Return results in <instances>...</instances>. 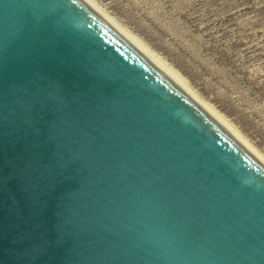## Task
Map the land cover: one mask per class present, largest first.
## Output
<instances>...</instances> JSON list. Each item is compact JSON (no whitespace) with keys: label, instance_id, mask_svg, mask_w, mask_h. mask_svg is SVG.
<instances>
[{"label":"water","instance_id":"water-1","mask_svg":"<svg viewBox=\"0 0 264 264\" xmlns=\"http://www.w3.org/2000/svg\"><path fill=\"white\" fill-rule=\"evenodd\" d=\"M0 264H264V164L84 0H0Z\"/></svg>","mask_w":264,"mask_h":264},{"label":"rangeland","instance_id":"rangeland-1","mask_svg":"<svg viewBox=\"0 0 264 264\" xmlns=\"http://www.w3.org/2000/svg\"><path fill=\"white\" fill-rule=\"evenodd\" d=\"M91 1L264 159V0Z\"/></svg>","mask_w":264,"mask_h":264},{"label":"bare ground","instance_id":"bare-ground-1","mask_svg":"<svg viewBox=\"0 0 264 264\" xmlns=\"http://www.w3.org/2000/svg\"><path fill=\"white\" fill-rule=\"evenodd\" d=\"M89 6H91L96 12H98L102 17H104L112 26H114L118 31H120L123 35H125L129 40H131L138 48H140L145 54H147L156 64H158L170 77H172L180 86H182L188 93H190L196 100H198L223 126H225L249 151H251L263 164L264 159L261 157L260 153H257L250 145L249 143H246V141L240 136L235 129H233L231 126H229L221 116H219L216 112H214L212 109H209L208 106L199 98H197L196 94L187 87V84L184 83L174 72L169 69H167V66L162 64L158 58L155 57V55L151 54L152 52L149 49H145L142 45H140L137 42V39L135 40L133 36L129 35V32L127 33L124 31L119 25H117L115 22H113L104 12H102L91 0H84ZM149 51V52H148ZM151 52V53H150ZM173 72V73H172Z\"/></svg>","mask_w":264,"mask_h":264}]
</instances>
